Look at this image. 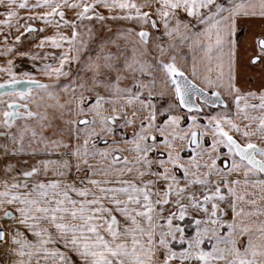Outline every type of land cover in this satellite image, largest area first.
Here are the masks:
<instances>
[{"label":"snow or ice","instance_id":"snow-or-ice-1","mask_svg":"<svg viewBox=\"0 0 264 264\" xmlns=\"http://www.w3.org/2000/svg\"><path fill=\"white\" fill-rule=\"evenodd\" d=\"M0 264H264V0H0Z\"/></svg>","mask_w":264,"mask_h":264}]
</instances>
